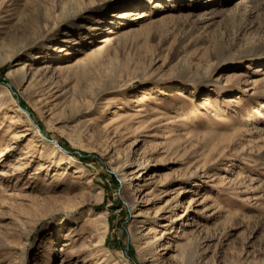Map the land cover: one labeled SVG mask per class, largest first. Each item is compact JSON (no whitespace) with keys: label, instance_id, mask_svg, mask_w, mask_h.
Masks as SVG:
<instances>
[{"label":"rangeland","instance_id":"obj_1","mask_svg":"<svg viewBox=\"0 0 264 264\" xmlns=\"http://www.w3.org/2000/svg\"><path fill=\"white\" fill-rule=\"evenodd\" d=\"M0 264H264V0H0Z\"/></svg>","mask_w":264,"mask_h":264},{"label":"bare ground","instance_id":"obj_2","mask_svg":"<svg viewBox=\"0 0 264 264\" xmlns=\"http://www.w3.org/2000/svg\"><path fill=\"white\" fill-rule=\"evenodd\" d=\"M28 74L25 73L23 70L19 71L18 76L16 77V83L19 87H21V85L27 80ZM32 129L36 132V133H40V131L38 130V128L35 125H32ZM40 135V134H39ZM61 152V150H60ZM147 168L143 167L139 172H137L136 174H134L132 176V178L128 179H124L123 183H125V185H131V183L133 182V180H137L140 181L143 177H147V173H146ZM138 171V170H137ZM103 243L105 242V237H103L102 239Z\"/></svg>","mask_w":264,"mask_h":264}]
</instances>
